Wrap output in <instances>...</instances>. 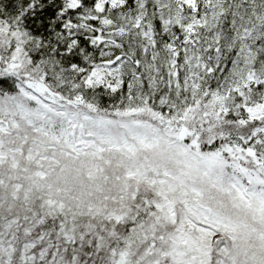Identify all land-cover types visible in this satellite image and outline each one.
<instances>
[{"label": "snow or ice", "instance_id": "snow-or-ice-1", "mask_svg": "<svg viewBox=\"0 0 264 264\" xmlns=\"http://www.w3.org/2000/svg\"><path fill=\"white\" fill-rule=\"evenodd\" d=\"M0 264H264V0H0Z\"/></svg>", "mask_w": 264, "mask_h": 264}]
</instances>
